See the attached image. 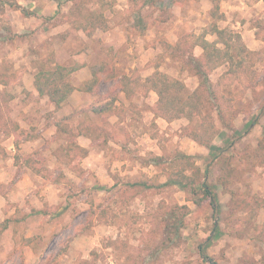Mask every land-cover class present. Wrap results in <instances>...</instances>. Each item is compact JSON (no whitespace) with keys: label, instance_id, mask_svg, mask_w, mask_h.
<instances>
[{"label":"rangeland","instance_id":"obj_1","mask_svg":"<svg viewBox=\"0 0 264 264\" xmlns=\"http://www.w3.org/2000/svg\"><path fill=\"white\" fill-rule=\"evenodd\" d=\"M33 1L50 11L43 23L25 22L34 15L22 9L31 11ZM175 1L138 13L131 10V0H122L121 5L130 6L117 14L119 1L105 0L108 25L121 21L128 31L127 42L117 40L115 50L100 46L98 37L105 30L88 35L74 27L70 7L75 0H0V223L9 220L0 233V264H264V150H255L264 138V0H249L247 13L226 14L230 8L225 6V18L218 20L219 27L240 33L254 53L246 56L242 79L228 87L235 97L234 123L227 126L215 111L219 132L209 146L189 136L198 118L169 122L157 117L156 93L128 99L119 85L120 77L135 69L142 77L159 69L184 80L191 91L198 86V76L181 71L161 41L175 44L213 19L204 14L194 19ZM88 7L99 4L92 1ZM70 37L72 53L98 58L102 53L103 62L92 73L102 80L89 92L88 80L74 78L76 89L55 107L33 88L32 76L38 61L66 57ZM83 37L89 42L81 43ZM201 51L185 46L178 53L189 59ZM22 57L32 59L35 70L14 71L10 60ZM226 70H214L210 79L217 81ZM101 105L109 107L104 120L93 112ZM80 124L101 130L84 145L87 156L75 155L72 169L63 147L71 139L83 142L75 135ZM176 151L193 156L202 168L218 193V214L207 202L197 206L191 200L200 183L163 184L166 170L156 162ZM34 152L54 176L65 174L59 183L16 162L17 154ZM186 173L191 175L189 169ZM183 205L187 209L180 210Z\"/></svg>","mask_w":264,"mask_h":264},{"label":"trees","instance_id":"obj_2","mask_svg":"<svg viewBox=\"0 0 264 264\" xmlns=\"http://www.w3.org/2000/svg\"><path fill=\"white\" fill-rule=\"evenodd\" d=\"M92 1L99 4L98 9L88 7ZM162 1L164 0H131V10L140 13L145 8L151 5L157 6ZM104 2L105 0H75L70 7L74 27L83 30L88 35L97 29H109L107 18L102 9ZM212 2L210 16L213 20L200 33H192L187 38L185 37L186 39H179L175 44L165 40L161 41L164 50L172 58L179 60L181 71L188 70L198 76L199 84L194 91L188 88L184 80L173 77L159 69L147 77H142L139 71L135 69L132 73L122 75L119 79L120 89L128 99H132L135 95L147 96L151 91L155 92L158 98L153 105V111L157 117H162L169 122L182 117L189 120L198 118V128L192 130L189 136L206 146L212 143L219 132L213 117L215 111L224 124L230 127L233 125L236 118L235 97L228 87L242 79V73L248 68L245 63L246 56L254 53L244 44L240 33L218 26V20L224 19L225 15L220 12L219 0H212ZM175 3H178V0ZM22 12L26 15L36 14L26 9H22ZM210 34L215 35V39L210 40L208 38ZM185 46L200 47L202 52L199 56L193 55L188 59L185 54L180 55L178 53ZM37 65L38 71L34 77L36 89L40 95L47 97L49 104L60 107L76 89L70 81V76L80 68V65L58 64L51 58L40 60ZM222 66H227V70L214 82L210 79V75ZM101 80L102 77L98 73H94L92 78L86 82V90L95 91ZM108 109L107 105H101L94 108L93 112L101 116V120H104ZM56 125L58 130L62 131L60 123H56ZM66 130L69 132L67 128ZM99 130H101L99 125L80 124L75 135L92 138L93 132ZM17 137L16 142L19 143L21 134L17 133ZM63 148L66 157L69 159L68 167L72 169L75 168L71 162L75 155L85 157L89 153L88 148L79 144L75 139H71ZM259 149L264 150V138L255 150L258 151ZM161 160L160 158L156 165H162L166 170L167 179L163 184H177L186 187L200 183L199 188L193 187L194 194L191 198L193 203L202 206L207 202L216 214L220 212L221 203L218 193L205 179L204 171L196 164L193 156L182 151H176L173 156L164 161ZM16 162H21L35 174L41 175L53 183H59L65 176L64 173L54 176L38 152L26 156L17 154ZM186 169L191 171V175L186 173ZM142 183L148 185L147 182L143 181ZM131 185L138 187L143 184L133 183ZM187 207V205H183L179 209H187ZM8 225V219L0 223V233L8 228ZM115 242L113 243L115 244Z\"/></svg>","mask_w":264,"mask_h":264},{"label":"crops","instance_id":"obj_3","mask_svg":"<svg viewBox=\"0 0 264 264\" xmlns=\"http://www.w3.org/2000/svg\"><path fill=\"white\" fill-rule=\"evenodd\" d=\"M114 1H116V0H114ZM118 1L120 3L122 0H118ZM219 2H220V12L221 13H224L223 8L225 6L227 8H230V9H228V11L225 10L226 14L227 13L235 14L238 9H243L245 11H242V12L247 13L250 10V8H252L251 6H249L250 5L249 0H219ZM259 2H261V1H258V3H257L258 5L260 4ZM178 5H181V7L185 8V13L187 12L188 14H191L192 18H194V19H199V18L201 19L203 14L206 16V18H209V17L211 18L210 10L213 6L212 0H180ZM117 6L118 7L115 9V13L120 14V13H122L121 10H123L125 8H129L130 5L129 4L128 5L127 4L121 5V3H120ZM29 8L31 11L35 12L36 14L34 16H27L26 17L27 20L25 22L27 24L28 23L34 24L37 21L43 23L44 20H46L47 13L50 12L46 7L41 6V5H37L35 3V1H33L31 3ZM54 11H53V13H54ZM125 26H126L125 23H122L121 21L109 22V29L103 31V34H100V35L98 34L99 35L98 38H100L103 41L100 46H103V44H104L105 46L111 47V49L113 47L116 50V46H118L117 40L120 39L121 42H127L128 31H127ZM94 37H95V34H94ZM137 38L139 41L143 40V37L141 36V34H139ZM88 40H89V37L88 38L83 37V39H81L80 42L85 44V43L89 42ZM74 43L75 42L73 39H71V37L68 38V41H66V46H67L66 57L62 58L61 56L58 55V56H56V60L54 62L58 63V64H63V65H70V64H74V63L80 65V68L77 69L72 74V81L71 82L74 86H77V84L73 81L74 78H82L81 81L89 80L90 78H92L93 70L95 68L98 69L100 64H101L100 62H103V61L101 59L102 53L100 54L99 58L94 56V55H91V53H86V52L72 53L70 48L73 47ZM0 62H3V60L0 59ZM135 62H137V61H134V64L132 65L133 69L137 65V63H135ZM10 64H12L14 66V71H17L19 73H25L26 74L28 72L30 73V71L32 69L35 70V68H32V64H33L32 59H28V57L27 58L22 57L20 59L10 60ZM115 64L119 65L120 62L115 60ZM130 73L131 72H129L128 74H130ZM34 77H35V75H34ZM32 83H34L33 76H32ZM33 88L36 89L35 85H33ZM37 92H38V90H37ZM64 103H62L61 106H63ZM50 105H53V104H50ZM162 120L164 121V119H162ZM166 123H167V125L170 124L169 122H166ZM79 137H82V139H83V142L80 141V144L82 146H84V145L88 146L89 145L90 137L83 136V135H80Z\"/></svg>","mask_w":264,"mask_h":264}]
</instances>
